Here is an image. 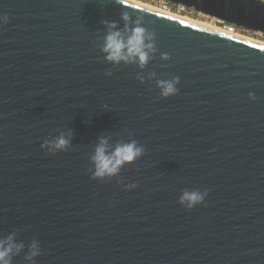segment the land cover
Instances as JSON below:
<instances>
[{
	"label": "water",
	"instance_id": "obj_1",
	"mask_svg": "<svg viewBox=\"0 0 264 264\" xmlns=\"http://www.w3.org/2000/svg\"><path fill=\"white\" fill-rule=\"evenodd\" d=\"M168 1L264 33L260 0ZM121 10L156 33L143 70L94 43ZM4 15L0 233L38 239L36 264H264V45L126 0H0ZM137 72L178 76L179 92L161 97ZM68 128L67 150L41 148ZM129 131L145 153L92 179L97 136ZM185 188L206 189V206L182 207Z\"/></svg>",
	"mask_w": 264,
	"mask_h": 264
},
{
	"label": "clouds",
	"instance_id": "obj_2",
	"mask_svg": "<svg viewBox=\"0 0 264 264\" xmlns=\"http://www.w3.org/2000/svg\"><path fill=\"white\" fill-rule=\"evenodd\" d=\"M116 4L122 5L124 0H114ZM133 8L138 7L133 0H128ZM0 22L7 23V15L0 16ZM103 34L96 37L97 47L105 62L117 65H135L140 70L145 69L146 65L155 58L158 52L156 46V33L144 24V16L132 14L128 10H121L119 20H101ZM160 58L167 60L170 58L168 53L160 52ZM112 70L105 72L106 76H111ZM136 79L141 83L145 80L155 81L159 89V95L167 98L179 92L180 78L173 76L170 79L159 78L156 72L136 73ZM249 98L255 100V94L250 92ZM129 139L113 140V134L104 132L97 136L89 155V173L92 179L105 180L118 176L121 169L126 165L138 160L144 153L145 148L136 139L131 138L133 133L128 132ZM73 130L58 131V134L44 139L41 148L49 153L65 151L71 146ZM126 188H135L136 184L125 185ZM207 190L198 188H185L181 190L177 197V202L185 209H192L197 205L205 204ZM18 230L0 233V264H13L14 257L23 252L25 264H36L35 258L41 255L40 241L33 237L25 245L23 240L17 239ZM26 249V250H25Z\"/></svg>",
	"mask_w": 264,
	"mask_h": 264
},
{
	"label": "bare ground",
	"instance_id": "obj_3",
	"mask_svg": "<svg viewBox=\"0 0 264 264\" xmlns=\"http://www.w3.org/2000/svg\"><path fill=\"white\" fill-rule=\"evenodd\" d=\"M126 1H128V0H126ZM133 2L136 3L137 5H140V6H143V7L149 8V9H152V10H154V11H157V12H160V13H163V14H166V15H170V16H173V17H176V18H179V19H182V20L188 21V22H192V23L197 24V25H200V26H204V27H206V28H210V29H213V30H218V31H221V32H225V33H227V34H230V35L236 36V37H238V38L246 39V40H249V41H252V42H255V43H258V44H262V45H264V41L255 40V39L250 38V37H248V36H246V35H244V34H240V33H238V32H234V31H232V30H230V29H225V28H222V27L216 26V25H214V24L206 23L205 21L202 22V21L196 20V19H194V18H190V17L185 16V15H179V14H176L175 12H171V11H169V10H164L165 8H164V9H161V8H163V7L160 6L161 8H159V7H157V6H154L155 4H154V5H151V4H150L151 2H149V4L146 3V2L140 1V0H133ZM147 2H148V1H147ZM152 4H153V3H152ZM219 25H220V24H219ZM224 27H226V26H224ZM227 28H228V27H227ZM235 31H236V30H235Z\"/></svg>",
	"mask_w": 264,
	"mask_h": 264
},
{
	"label": "built area",
	"instance_id": "obj_4",
	"mask_svg": "<svg viewBox=\"0 0 264 264\" xmlns=\"http://www.w3.org/2000/svg\"><path fill=\"white\" fill-rule=\"evenodd\" d=\"M146 1L151 2L155 5L161 6L165 9L170 10V11L177 12L179 14H185V15H188L191 17H193L194 13H200L199 11H196L192 7L186 6V5L181 4V3H174V2H171L168 0H146ZM260 1L264 2V0H260ZM213 19H214L215 23L220 24L222 26H226V27H228L232 30H236L238 32H241V31L246 29V28L234 25L232 23L222 21L220 19H215V18H213Z\"/></svg>",
	"mask_w": 264,
	"mask_h": 264
},
{
	"label": "rangeland",
	"instance_id": "obj_5",
	"mask_svg": "<svg viewBox=\"0 0 264 264\" xmlns=\"http://www.w3.org/2000/svg\"><path fill=\"white\" fill-rule=\"evenodd\" d=\"M140 1H143V2H146V3L149 4V2H147L146 0H140ZM150 4L151 5H154L152 3H150ZM154 6H157V7L161 8L158 5H154ZM161 9H164V8H161ZM164 10H168V9H164ZM171 12H173V11H171ZM175 13L176 14H179L177 12H175ZM179 15H185V14H179ZM185 16H188V15H185ZM188 17L194 18V19L199 20V21H202V22L205 21L206 23L214 24L216 26H219V27H222V28H225V29H230V28H227V27H224L222 25H219V24L215 23L214 22V19L212 17H210V16H208V15L202 13V12H200V13H194L193 17H191V16H188ZM230 30H232V29H230ZM232 31L238 32V31H235V30H232ZM238 33L244 34V35H246V36H248L250 38H253L255 40L264 41V33H261L259 31H253V30H250V29H245V30H243L241 32H238Z\"/></svg>",
	"mask_w": 264,
	"mask_h": 264
}]
</instances>
